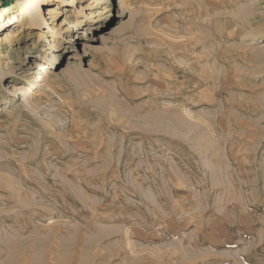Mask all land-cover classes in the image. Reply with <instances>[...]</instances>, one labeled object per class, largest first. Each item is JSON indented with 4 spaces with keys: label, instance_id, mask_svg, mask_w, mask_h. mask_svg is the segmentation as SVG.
I'll return each instance as SVG.
<instances>
[{
    "label": "rangeland",
    "instance_id": "374dc122",
    "mask_svg": "<svg viewBox=\"0 0 264 264\" xmlns=\"http://www.w3.org/2000/svg\"><path fill=\"white\" fill-rule=\"evenodd\" d=\"M8 1L0 264H264V0Z\"/></svg>",
    "mask_w": 264,
    "mask_h": 264
},
{
    "label": "bare ground",
    "instance_id": "6f19581e",
    "mask_svg": "<svg viewBox=\"0 0 264 264\" xmlns=\"http://www.w3.org/2000/svg\"><path fill=\"white\" fill-rule=\"evenodd\" d=\"M46 0H16L13 4V6L21 7L19 11H17L14 14H11L5 24L14 25V30H12L10 33L6 35H11L12 37H16L17 35H20L21 33H25L27 35V44L21 47L23 48L25 55H33L34 50L37 48L38 41H39V34L36 32L41 24L44 21L43 11H42V4H44ZM38 4V5H37ZM37 5V6H35ZM103 12H99V14H106L109 13V6H104L102 8ZM101 10V11H102ZM109 17V15L106 16V18ZM3 22L0 18V23ZM97 22H100V19L97 20ZM10 36V37H11ZM11 37V38H12ZM86 47V44H82V48L84 49ZM21 53V52H20ZM2 52L0 51V60L2 58ZM35 57V56H34ZM33 58V57H31ZM70 59H75L71 57ZM48 62V54L47 52H44L43 54L39 55V57H36V61H34L33 66L36 70V74H40L42 71H45L46 66ZM71 63V62H70ZM68 63V64H70ZM3 67H7L5 64ZM3 68L0 67V77L1 75H4V72H1ZM12 73V70H9ZM29 76V75H28ZM20 83H11L6 85L4 88L11 94H17L18 91L21 90V87L19 86Z\"/></svg>",
    "mask_w": 264,
    "mask_h": 264
},
{
    "label": "trees",
    "instance_id": "16d2710c",
    "mask_svg": "<svg viewBox=\"0 0 264 264\" xmlns=\"http://www.w3.org/2000/svg\"><path fill=\"white\" fill-rule=\"evenodd\" d=\"M14 0H9L6 4H9V3H11V2H13Z\"/></svg>",
    "mask_w": 264,
    "mask_h": 264
}]
</instances>
